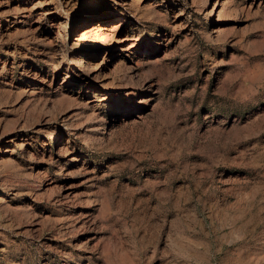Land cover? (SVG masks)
Listing matches in <instances>:
<instances>
[{"label":"rangeland","instance_id":"obj_1","mask_svg":"<svg viewBox=\"0 0 264 264\" xmlns=\"http://www.w3.org/2000/svg\"><path fill=\"white\" fill-rule=\"evenodd\" d=\"M83 1L0 7V264H264V1H138L114 94L63 82Z\"/></svg>","mask_w":264,"mask_h":264},{"label":"bare ground","instance_id":"obj_2","mask_svg":"<svg viewBox=\"0 0 264 264\" xmlns=\"http://www.w3.org/2000/svg\"><path fill=\"white\" fill-rule=\"evenodd\" d=\"M15 1L16 6L12 8V11L18 13L15 16L16 24L25 22V19H29L32 13L39 11V15L35 20L37 23L36 30H48L49 36L46 39L48 43L53 45L59 33L54 34L55 28L59 29L63 25V19L64 22L65 19H70L71 8L74 6V0H36L31 6H27L28 0ZM138 1L147 2V0L83 1L82 5L84 9L76 16V18L79 17L81 19V22L73 30V32L78 31V34L68 46V54L72 55V59L64 63V65L66 64L70 68L71 72L66 75L63 82L69 86L73 83L81 84L84 89L93 88L99 90L101 93L106 91L112 94L114 92L117 93L118 89L113 86V81L122 68H134L132 64L125 65V61L127 58L133 60L138 52L139 42H137V39L123 32L128 27L127 25H129L126 23L127 16L137 14L136 3ZM197 2L198 0H191L192 5H195ZM5 3H9V0H0V7L3 4L6 5ZM185 3H187V0H185ZM101 6L102 8H100ZM224 7L225 0H215L212 12L218 11L219 14L224 10ZM3 13L2 15H5L3 17H9L6 15L7 13ZM183 16V13L178 12L175 17L178 20H182ZM7 19L4 18V20ZM101 54L102 58L99 59ZM48 56V62L51 58H55V54L51 51H48ZM116 60L118 61L115 63L114 68L108 70L106 64L111 65ZM38 75L37 73L34 76L38 77ZM133 110L135 109H129L128 112L131 113ZM137 116L142 117L139 114ZM69 186L66 187V191L64 192L66 196L72 195V190Z\"/></svg>","mask_w":264,"mask_h":264}]
</instances>
